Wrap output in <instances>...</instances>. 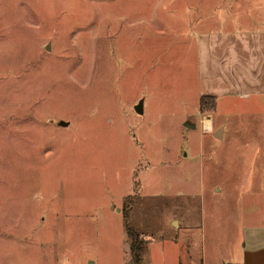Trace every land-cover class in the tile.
<instances>
[{"label": "rangeland", "instance_id": "1", "mask_svg": "<svg viewBox=\"0 0 264 264\" xmlns=\"http://www.w3.org/2000/svg\"><path fill=\"white\" fill-rule=\"evenodd\" d=\"M263 184L264 0H0V264H209Z\"/></svg>", "mask_w": 264, "mask_h": 264}, {"label": "crops", "instance_id": "2", "mask_svg": "<svg viewBox=\"0 0 264 264\" xmlns=\"http://www.w3.org/2000/svg\"><path fill=\"white\" fill-rule=\"evenodd\" d=\"M231 43L232 41H230V44ZM219 48L221 54L218 57L219 58L218 62H221L223 56L222 53L229 54L232 51L234 55L233 64L234 65L236 64L238 69L239 66L243 67L244 61L242 59V56H240L239 54L240 49L238 48L237 40L233 41V45L230 48L228 47L227 44L225 46L220 45ZM228 63L231 64L232 62H228ZM213 70L217 71L216 74L213 76L216 77V79H212L213 82L215 80H217L218 83H222L226 81L224 80V77L221 74V68H217L215 66L213 67ZM233 78L234 80L230 79L231 82L236 81L235 75L233 76ZM220 93L221 92L207 93L204 91L200 96L215 97L217 101L218 98L222 96V95H217ZM240 93L249 95L248 93H244V92H239L238 94ZM231 94L237 96L235 95L234 92H232ZM222 133H223V129L217 130L214 133V138L218 140L221 139ZM253 188L254 187H250L249 190L251 189L253 190ZM257 189L258 190L256 191V193H253V191L245 192L248 194V196H244L245 193H243L241 199V205L240 204L238 205V209H242L238 211L241 217H239L240 219H238L237 221L238 226L240 228L239 231L240 241L236 245H232V246H229V244L226 243L227 248L224 250V252L223 250L217 252L218 253L216 254L217 258L213 262H210L209 264H264V207L258 205L257 203L258 202L257 199H264V190H262L261 185L258 186ZM250 205L253 206V210L251 211L248 210V207H250ZM173 223H177L178 227L180 226L179 221ZM227 224H228V219H227ZM231 225L232 224H230L229 229H231ZM227 229H228V225H227ZM202 264H205V262L203 261Z\"/></svg>", "mask_w": 264, "mask_h": 264}, {"label": "trees", "instance_id": "3", "mask_svg": "<svg viewBox=\"0 0 264 264\" xmlns=\"http://www.w3.org/2000/svg\"><path fill=\"white\" fill-rule=\"evenodd\" d=\"M215 106L214 98H210L208 96L201 97L200 99V112L205 111H213ZM128 237L130 239V251L131 256L134 260L135 264H142V250H143V242H141L135 232L132 230H128Z\"/></svg>", "mask_w": 264, "mask_h": 264}, {"label": "water", "instance_id": "4", "mask_svg": "<svg viewBox=\"0 0 264 264\" xmlns=\"http://www.w3.org/2000/svg\"><path fill=\"white\" fill-rule=\"evenodd\" d=\"M49 49V46L47 47V50ZM135 111L137 112V113H139V114H142L143 113V101H140L139 103H138V105L135 107ZM60 124V126H66V125H68L67 123H65V122H60L59 123ZM221 134V133H220Z\"/></svg>", "mask_w": 264, "mask_h": 264}, {"label": "bare ground", "instance_id": "5", "mask_svg": "<svg viewBox=\"0 0 264 264\" xmlns=\"http://www.w3.org/2000/svg\"><path fill=\"white\" fill-rule=\"evenodd\" d=\"M206 125H208V127H211L212 126L211 120H208L207 123H206Z\"/></svg>", "mask_w": 264, "mask_h": 264}, {"label": "built area", "instance_id": "6", "mask_svg": "<svg viewBox=\"0 0 264 264\" xmlns=\"http://www.w3.org/2000/svg\"><path fill=\"white\" fill-rule=\"evenodd\" d=\"M206 129H207L208 131H211V127H207Z\"/></svg>", "mask_w": 264, "mask_h": 264}]
</instances>
